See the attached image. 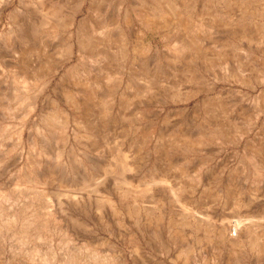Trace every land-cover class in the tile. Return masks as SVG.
<instances>
[{"label": "rangeland", "instance_id": "374dc122", "mask_svg": "<svg viewBox=\"0 0 264 264\" xmlns=\"http://www.w3.org/2000/svg\"><path fill=\"white\" fill-rule=\"evenodd\" d=\"M94 1L0 0L3 207L9 208L13 199L23 203L35 196L30 212L55 215L61 228L54 235L52 229L47 231L52 242L30 239L25 246L59 253L81 247L86 237L82 230H72L69 217L73 216L88 228L93 242L102 236L109 239L111 244L101 251L120 242L129 252L137 237L145 250L169 264H174L171 259L181 248H195L198 243L203 264H264V0H185L186 10L176 0H166L188 22L184 37L197 40L198 53L184 43L186 49L175 51L181 45L174 29L177 19L167 23L159 19V6L153 0ZM118 2H123L119 8ZM79 20L84 21V31L79 42L74 37L67 53L68 35L77 30ZM23 21L28 33L21 38L15 31ZM91 40L96 42L94 48L88 46ZM217 56H222L219 63ZM23 78L21 85L18 81ZM90 93L96 96L92 100L87 99ZM34 100L39 109L30 111ZM38 124L45 131L41 153L33 140ZM217 127L221 134L214 132ZM20 132L23 139L19 140L15 133ZM119 164L125 168L120 180L114 172L104 173L109 166L120 168ZM39 177L48 180L42 189L48 194L46 200L37 194ZM114 180L123 181L120 190H126L123 205L115 210L96 194L106 191L114 197ZM14 182L15 186L20 182L21 189ZM28 182L29 189L24 188ZM150 183L154 196L162 200L149 202L152 206L146 208L142 202L146 198L134 192ZM170 188L180 200L178 205ZM70 193H76L77 204L67 200ZM56 197L62 202L60 210ZM183 207L189 212L182 213ZM221 226L227 228L224 237ZM62 229L74 241L69 243ZM14 230L7 232V244L19 241ZM235 235L240 239L232 245L229 240ZM165 249L168 254H159Z\"/></svg>", "mask_w": 264, "mask_h": 264}, {"label": "bare ground", "instance_id": "6f19581e", "mask_svg": "<svg viewBox=\"0 0 264 264\" xmlns=\"http://www.w3.org/2000/svg\"><path fill=\"white\" fill-rule=\"evenodd\" d=\"M94 1V0H93ZM99 1V0H98ZM154 1V3L155 4H157L158 6H159V12H160V14L158 15V18L159 19H162L163 21H167V20H169L170 18L171 19H174V20H176V23H175V30L179 33V35H180V43H181V45H179L177 48H174L175 49V51H177V52H180V51H182L183 49H186V46L188 47V49L190 50V51H192V52H195V53H198L199 51H200V49L196 46L197 45V40L195 41V38L194 39H186L185 40V37H184V35H187L188 34V31H189V24H188V22L184 19V18H182L181 16H179V14H176V11H175V9L170 5V6H167V1L166 0H153ZM169 1H171V0H169ZM177 1V3L179 4V6H182L183 7V9L182 10H186L185 8H186V4H185V0H176ZM88 2V1H87ZM92 2V1H91ZM95 2V1H94ZM122 3L123 2H118V5H117V8H119L121 5H122ZM83 4V3H82ZM90 4V3H89ZM85 5V4H84ZM68 6V5H67ZM74 6V5H73ZM116 6V5H115ZM178 6V7H179ZM185 6V7H184ZM182 7H180L179 9L181 10V8ZM62 8V7H61ZM91 8V7H90ZM26 12V11H25ZM183 12H185V11H183ZM182 12V13H183ZM23 13V12H22ZM20 14L21 16H23V14ZM165 13H167L168 15L166 16L165 15ZM25 15V14H24ZM151 15V14H150ZM153 15V14H152ZM21 20V19H20ZM152 20V19H151ZM63 21V20H62ZM67 21V20H66ZM80 22H79V26L78 27H76L77 28V30L75 31V32H73L72 31V33H71V30H70V33H69V35H68V39H67V44H68V48H67V53H69V52H71V49L73 48V46H74V42H73V40H74V37L76 38V41L77 42H79L80 40V38H79V36H80V34H82V33H80V31H84V27H83V23H84V21H82V20H79ZM86 21V20H85ZM97 21V20H96ZM102 21V20H101ZM168 22V21H167ZM166 22V23H167ZM170 22V21H169ZM190 22V21H189ZM11 23V22H10ZM76 23V22H75ZM66 24V26H67V23H64V25ZM70 25H73L74 23H73V19H72V21H70V23H69ZM77 24V23H76ZM88 24V23H87ZM96 24H97V22H96ZM41 25V24H40ZM86 25V24H85ZM196 25H198V24H196ZM13 26V25H12ZM11 26V27H12ZM34 26V25H33ZM106 26V25H105ZM105 26H103V27H105ZM172 26V25H171ZM42 27V26H41ZM75 27V26H74ZM174 27V25L172 26V28ZM242 27H244V26H242ZM10 28V27H9ZM13 28V27H12ZM48 28V27H47ZM96 28V27H95ZM249 28V27H248ZM247 27H246V29H248ZM97 29H98V27H97ZM97 29H95V30H97ZM236 29H237V27H236ZM252 30H255V29H253V28H251ZM249 30H250V28L247 30V33L249 32ZM18 33V35L22 38L23 36H25L24 34H27L28 33V29H27V26H26V24L24 23V21L22 22V23H19L18 24V27H17V31H15V33ZM97 33H101V31H100V29H99V31L97 30L96 31ZM250 32H251V30H250ZM5 33V32H4ZM242 33V32H241ZM240 33V34H241ZM239 34V33H238ZM2 35V34H1ZM4 36V35H3ZM11 36H13V35H11ZM11 36H10V38H11ZM14 37V36H13ZM183 37H184V40H182L183 39ZM5 38H6V36H5ZM258 38V37H257ZM13 39H15V38H13ZM84 39V38H83ZM17 40V39H16ZM258 40V39H257ZM99 41V40H98ZM7 43L9 42L8 40L6 41ZM11 42V41H10ZM9 42V43H10ZM23 43H25L24 41H22ZM85 42V41H84ZM83 42V43H84ZM93 42V43H92ZM3 43V42H2ZM16 43V42H15ZM82 43V44H83ZM86 43V42H85ZM183 43L184 44H186V46H184L183 45ZM9 45V44H8ZM7 45V46H8ZM85 45V44H84ZM96 45V42L95 41H93V40H91L90 42H88V46L89 47H91V48H94V46ZM181 46V47H180ZM1 47V46H0ZM5 49L7 48V47H5V46H3ZM184 47V48H183ZM27 48V47H26ZM65 48V49H66ZM98 48H99V46H98ZM101 48V47H100ZM4 49V50H5ZM2 50H3V48H2ZM7 50H8V48H7ZM30 52V51H29ZM90 52H91V50H90ZM188 54H189V52H187ZM22 56V55H21ZM186 56V55H185ZM23 57H25V55H23ZM40 57V56H39ZM38 57V58H39ZM187 57V56H186ZM19 58V57H18ZM37 59V58H36ZM44 59V58H43ZM185 59V58H184ZM221 59H222V56H217L216 57V62H220L221 61ZM9 60V59H8ZM43 63V62H42ZM31 65V64H30ZM34 66V65H33ZM23 67V66H22ZM11 68V67H10ZM33 68V67H32ZM34 72V71H33ZM31 73V72H30ZM143 74V73H142ZM150 75V74H149ZM23 76V75H22ZM91 76V75H90ZM149 77V76H148ZM138 78V77H137ZM96 80V79H95ZM98 81H99V79H98ZM16 82H17V80H16ZM94 82V81H93ZM150 82H152L151 80H150ZM18 83H20L21 85L23 84L24 85V83H25V80H24V78L23 79H21V80H19L18 81ZM95 83V82H94ZM27 84V83H26ZM97 84V83H96ZM99 84V83H98ZM101 84V83H100ZM27 85H29V83L27 84ZM92 85H93V83H92ZM93 86H95V84L93 85ZM32 87V86H31ZM30 88V87H29ZM42 88V87H41ZM87 89V88H86ZM89 89V88H88ZM95 91V90H94ZM23 92V91H22ZM26 93V92H25ZM94 94V93H93ZM19 96V95H18ZM88 98V100H92V99H94L93 98V95L90 93L89 94V96H87ZM25 98V97H24ZM42 99V98H41ZM41 99H39V100H41ZM20 100V99H19ZM18 100V101H19ZM23 100H26V99H23ZM17 101V100H16ZM38 102V101H37ZM35 100H34V102H33V104L30 106V111H34V110H37V109H39V104L37 103ZM89 102V101H88ZM91 103V102H90ZM91 104H93V103H91ZM55 105V104H54ZM53 105V106H54ZM261 106H262V104H261ZM209 107V106H208ZM207 107V108H208ZM84 108V107H83ZM256 109V108H255ZM258 110V109H257ZM29 112V111H28ZM42 112V111H41ZM38 113V112H37ZM50 113H52V112H50ZM92 113V112H91ZM58 114V113H57ZM79 114V113H78ZM32 115V114H31ZM38 115V114H37ZM60 115V114H59ZM102 115V114H101ZM27 116V115H26ZM51 116V115H50ZM54 117V116H53ZM52 117V118H53ZM64 117H65V115H64ZM100 117V116H99ZM98 117V118H99ZM252 117V115L250 116V118ZM36 118H37V116H36ZM61 118H63L62 116H61ZM79 118V117H78ZM88 118V117H87ZM46 119V118H45ZM90 119V118H89ZM57 120V119H56ZM65 120H66V118H65ZM69 120V119H68ZM37 121H38V119H37ZM59 121V120H58ZM89 121V120H88ZM101 121V120H100ZM28 122V121H27ZM59 122H61V120L59 121ZM64 122V121H63ZM98 122V121H97ZM38 123V122H37ZM70 123V122H69ZM91 123H94V121L92 122L91 121ZM104 123V122H103ZM213 123V122H212ZM89 124H90V122H89ZM21 125H22V123H21ZM61 125V124H60ZM71 125V124H70ZM84 125V124H83ZM98 125H100V124H98ZM2 126V125H1ZM106 126V125H105ZM207 127V126H206ZM3 128V127H2ZM88 128V127H87ZM203 128V127H202ZM34 129V128H33ZM52 130V129H51ZM59 129H57V131H58ZM3 131V130H2ZM5 132H6V130H4ZM21 131V130H20ZM36 131H37V134H38V136L35 138V139H33V140H35V144L38 146V148L35 146V148L37 149L36 151L39 153H41V147H42V140H43V133L45 132L44 131V127H43V125H41V124H38L37 126H36ZM62 131V130H61ZM15 132H17V131H15ZM214 132H216V134H221L222 133V130H220V128L219 127H217V129H215V131ZM57 133H59V131L57 132ZM68 133V132H67ZM13 134V133H12ZM16 134V136L18 135V138L17 139H21L22 138V133L20 132V133H15ZM61 134V133H60ZM88 134V133H87ZM146 134V133H145ZM227 134H228V132H227ZM62 135V134H61ZM60 135V136H61ZM64 135V134H63ZM11 136V135H10ZM58 136L59 135H57V136H55V137H57V139H58ZM85 136V135H84ZM83 136V137H84ZM91 136V135H90ZM215 136V135H214ZM228 136V135H227ZM241 136V135H240ZM15 137V136H14ZM81 137V136H80ZM87 138H88V136H86ZM238 137H239V135H238ZM65 138V137H64ZM16 139V138H15ZM23 139V138H22ZM90 139V138H89ZM105 140H106V138H104ZM184 139V138H183ZM192 139V138H191ZM235 139V138H234ZM19 140H16V142L17 141H19ZM60 140H62V139H60ZM64 140V139H63ZM62 140V141H63ZM182 140V139H181ZM185 140V139H184ZM59 141V140H58ZM88 141V140H87ZM117 141H119V139L118 140H116V143H117ZM60 142V141H59ZM74 142V141H73ZM102 142V141H101ZM109 142V141H108ZM176 142V141H175ZM174 142V143H175ZM186 142V141H185ZM17 143H19V142H17ZM47 143V142H46ZM56 143V142H55ZM67 143V142H66ZM79 143H80V141H79ZM107 143V142H106ZM54 144V143H53ZM59 144V143H58ZM69 144V143H68ZM94 144V143H93ZM119 144V143H118ZM18 145V144H17ZM60 145V144H59ZM58 145V146H59ZM55 146V145H54ZM69 146V145H68ZM99 146V145H98ZM170 146V145H169ZM59 147H61V146H59ZM67 147V146H66ZM82 147V146H81ZM256 147V146H255ZM254 147V148H255ZM8 148V147H7ZM15 148V147H14ZM35 148H34V150H35ZM50 148V147H49ZM56 148H57V144H56ZM76 148H78V147H76ZM83 148H85V147H83ZM48 149V148H47ZM66 149V148H65ZM160 149V148H159ZM249 149V148H248ZM32 150V149H31ZM84 150V149H83ZM114 150V149H113ZM6 151V150H5ZM36 151H34L35 153H36ZM76 151V150H75ZM162 151V150H161ZM255 151V150H254ZM22 152V151H21ZM27 152V151H26ZM43 152V151H42ZM54 152V150L52 151V153ZM87 152V151H86ZM89 152V151H88ZM114 152V151H113ZM7 153V152H6ZM82 153V152H81ZM86 155H87V153H85ZM89 154V153H88ZM20 155V154H19ZM48 156V155H47ZM53 156V155H52ZM61 156V155H60ZM76 156V155H75ZM49 157H50V155H49ZM78 157H79V155H78ZM251 157V156H250ZM258 157V156H257ZM9 158H11V157H9ZM45 158V157H44ZM70 158H72V157H70ZM81 158V157H80ZM79 158V159H80ZM83 158V157H82ZM7 159V158H6ZM41 159V158H40ZM76 159H78V158H76ZM116 159V158H115ZM260 159V158H259ZM8 160V159H7ZM13 160V159H12ZM83 160V159H82ZM87 160V159H86ZM37 161H39L38 159H37ZM42 161V160H41ZM115 161V160H114ZM261 161H262V159H261ZM40 162V161H39ZM46 162V161H45ZM55 162V161H54ZM99 162V161H98ZM257 162V161H256ZM7 163V162H6ZM38 163V162H37ZM62 163V162H61ZM72 163V162H71ZM88 163V162H87ZM41 164V163H40ZM48 164H50V162L48 163ZM65 164H67V163H65ZM64 164V167L65 166H67V165H65ZM83 164V163H82ZM264 164V163H263ZM84 165V164H83ZM86 165V164H85ZM40 166V165H39ZM49 166V165H48ZM119 166H120V168L116 165V166H114V167H116V168H111L110 166L109 167H107L106 169H105V174H108L109 172H114L115 174H117L118 176H119V180L121 179L120 178V176L122 175V172L124 171V169H123V165L121 164H119ZM60 167H62V166H60ZM64 167H63V169H64ZM68 167V166H67ZM77 167V166H76ZM80 167V166H79ZM90 167V166H89ZM255 167V166H254ZM37 168V167H36ZM57 168V167H56ZM81 168V167H80ZM127 168V167H126ZM129 168V167H128ZM257 174L259 175V176H261L262 174L260 173V171H261V169L257 166ZM46 169H47V167H46ZM88 169V168H87ZM92 169V168H91ZM80 170V169H79ZM129 170V169H128ZM21 171H22V169H21ZM24 171V170H23ZM53 171V170H52ZM64 171V170H63ZM67 171V170H66ZM83 171V170H82ZM94 171V170H93ZM134 171V170H133ZM18 172V171H17ZM26 172V171H25ZM30 172V171H29ZM39 172V171H38ZM44 172V171H43ZM91 172V171H90ZM22 173V172H21ZM20 173V174H21ZM37 173V172H36ZM51 173H53V172H51ZM55 173V172H54ZM70 173V172H69ZM79 173H82L81 172V170H80V172ZM44 174V173H43ZM42 174V175H43ZM72 174V173H71ZM41 175V174H40ZM46 175V174H45ZM52 175V174H51ZM51 175H49V176H51ZM56 175V174H55ZM72 175H74V172H73V174ZM23 176H25V175H23ZM65 176V175H64ZM77 176V175H76ZM80 176H81V174H80ZM88 176H90V175H88ZM110 176V175H109ZM28 177V176H27ZM33 177V176H32ZM48 177V176H47ZM54 177V176H53ZM75 177V176H74ZM26 178V177H25ZM37 178V177H36ZM36 178H34V180L36 181L37 179ZM40 178V177H39ZM44 178H46V177H44ZM60 178V177H59ZM75 178H78V177H75ZM101 179H102V177H100ZM40 179H42V178H40ZM48 179V178H47ZM69 179V178H68ZM96 179H99L98 177H96ZM95 179V180H96ZM101 179H99V181L101 180ZM23 181H24V179H22ZM25 180H27V179H25ZM51 180V179H50ZM62 180H64L63 178H62ZM76 180V179H75ZM87 180V179H86ZM156 180V179H155ZM157 180H161L160 178H158ZM28 181V180H27ZM29 181H30V179H29ZM46 181H48V180H46V179H42V181H38L39 182V187H40V189H39V193H37V194H39V198H41V200H42V197L43 198H45V200H46V198L48 197V194H47V192H46V188H45V184H46ZM66 181H67V179H66ZM261 181H262V179H261ZM21 182V181H20ZM20 182H16L17 184L18 183H20ZM25 182V181H24ZM23 182V183H24ZM51 182H52V180H51ZM68 182V181H67ZM71 182V181H70ZM105 182V179H103L102 181H101V183H104ZM114 182H116L117 183V186H115L114 187V197H111L110 195H109V193H107L106 191H104V189L106 190L107 188H104L103 186V190L102 191H104V192H101L100 191V193L98 192V193H96L97 194V196L100 198V199H105L106 201H107V203L109 204V206L113 209V210H115L116 209V207H118L117 205L119 204L120 206L121 205H123V198H122V195H124V193L126 192V190H124L123 191V188H121L122 189V191L120 190V186H121V183H119V182H123V181H115L114 180ZM148 182V181H147ZM155 182V184H156V181H154ZM165 182V181H164ZM22 183V182H21ZM22 183V184H23ZM29 183V182H28ZM24 184L23 186H24V188H27L28 187V189H29V187H30V183L29 184ZM49 184H50V182H48ZM112 183V182H111ZM145 183V182H144ZM153 183V182H152ZM10 184V183H9ZM17 184H16V186H17ZM77 184V183H76ZM151 184V183H150ZM160 184V183H159ZM164 184H166V183H164ZM19 186H18V188H20V184H18ZM54 185V184H53ZM52 185V186H53ZM68 185V184H67ZM74 185V184H73ZM116 185V184H115ZM142 185V184H141ZM153 185L154 184H151L150 186H148V185H144L140 190H137V192L135 191L134 192V194L135 195H140V196H143V199L144 198H146L145 200H142V202L144 203V206L146 207V208H148V207H151L152 206V204H150V203H152V202H159V201H161L162 200V197L160 198V197H157V196H154V195H156V192H154L153 191ZM14 186H15V182H14ZM15 186V187H16ZM32 186H34L33 185V183H32ZM37 186V185H36ZM48 186V185H47ZM62 186V185H61ZM191 186V185H190ZM12 187V186H11ZM92 187H94V186H92ZM177 187V186H176ZM17 188V189H18ZM32 188V187H31ZM38 188V187H37ZM43 188H45L44 190H42ZM55 188V187H54ZM85 188V187H84ZM233 188V187H232ZM10 189V188H9ZM14 189V188H13ZM12 189V190H13ZM21 189V188H20ZM27 189V190H28ZM32 189H36V187H34V188H32ZM48 189V188H47ZM53 189V188H52ZM82 189V188H81ZM101 189V188H100ZM99 189V190H100ZM6 191H7V188L5 189ZM23 190V189H22ZM31 190V189H30ZM232 190H234V189H232ZM16 191V190H15ZM24 191V190H23ZM26 191V190H25ZM24 191V192H25ZM49 191V190H48ZM87 191L88 192H90V190H88L87 189ZM97 191V190H96ZM133 191V190H132ZM132 191H130L129 192V194H131L132 193ZM169 191H171L172 192V194H173V196H174V199L175 200H173L174 201V203L175 204H177L178 205V203L180 202V200H178L179 198H177V196L176 195H174V192H175V190L173 191L172 190V188H170L169 189ZM229 191V190H228ZM19 192V191H18ZM17 192V194H20V193H18ZM20 192H21V190H20ZM32 192V191H31ZM112 192V191H111ZM110 192V193H111ZM231 192H233V191H231ZM252 192V191H251ZM256 192V191H255ZM254 192V193H255ZM21 193H23V192H21ZM139 193V194H138ZM176 193V192H175ZM253 193V192H252ZM2 194V195H1ZM0 194V264H169L166 260H164L163 258H162V256H157V255H155L154 253H152V252H150V251H147V250H145L144 249V247H143V245H142V242H141V240L140 239H138L137 237L136 238H134V240L132 241V247H130L131 248V250L128 252L127 250H125L123 247H122V245H121V243L120 242H118L117 244H116V247H114V248H107L108 250H103V251H101V249H102V247H104L105 248V246H109L110 244H111V242L109 241V239L108 238H105V237H103L102 236V238L101 239H99L98 241H94L93 242V240H91V239H89V238H91V237H88V235H87V233H89V230H88V228L86 227V226H84L81 222H80V220H78L77 218H72V217H69V223H70V226L72 227V230H74V231H78V229L79 230H82V232L81 233H83L82 235H84L86 238H83L82 240H83V242L80 244L81 245V247H73V246H71V248H67L66 250H64V251H61L60 253L59 252H57V251H54V250H52V249H48V250H43V248L41 249V247H37L38 245H36V246H34V247H32V248H28V247H26L25 246V244H26V242L28 241V240H30V239H36V240H43L42 242H45V243H49V241L52 239V235H49L48 233H47V231H49V229H52V232H53V235H54V232L55 231H57V230H59V225H58V221H56V218H55V215H51V213H44V214H38V212H40V210L39 211H37L36 213H35V211L34 212H30V211H32L31 209H32V202H33V198L35 197H33V198H28L29 196H27V194L25 195V196H27L26 197V199H29V201H25V202H23V203H20V201L17 199L16 201L14 200H12V202H13V204H11L10 205V207L9 208H6V211H7V209H8V211L7 212H5L4 210H5V208L3 207V201L6 199V197L4 196L3 197V193H1ZM11 194H12V192H11ZM28 194H29V192H28ZM7 195V194H6ZM23 195V196H24ZM31 195V194H30ZM33 195V194H32ZM31 195V196H32ZM34 195H35V193H34ZM61 195V194H60ZM76 195V193H70L69 195H67V200L71 203V204H77V197L75 196ZM161 195V194H160ZM159 195V196H160ZM17 196V195H16ZM20 196V195H19ZM18 196V198L20 199V198H22V197H19ZM248 196V195H247ZM250 196V195H249ZM11 197V196H10ZM231 197H232V195H231ZM7 198H9V197H7ZM38 198V199H39ZM52 198V197H51ZM51 198H49V199H51ZM55 198V197H54ZM253 198H255V197H253ZM259 198V197H258ZM16 199V198H15ZM99 199V200H100ZM44 200V199H43ZM104 200V201H105ZM48 201V203H50V205L49 206H51V205H53V204H51V202L50 201H52V199L51 200H47ZM256 201V200H255ZM42 202V201H41ZM54 202V201H53ZM65 202V201H64ZM136 202V201H135ZM150 202V203H149ZM5 203H6V200H5ZM10 203V202H9ZM35 203V202H34ZM40 203V202H39ZM83 203V202H82ZM47 204V203H46ZM61 204H62V202L59 200V198L58 197H56V204H55V206L59 209L60 207H61ZM133 204V203H132ZM149 204L151 205V206H149ZM188 204V203H187ZM250 204V203H249ZM34 205V204H33ZM68 205V204H67ZM131 205V204H130ZM182 206H185L186 208H188L186 205H183V204H181ZM181 205H179L180 207H181ZM232 205V204H231ZM8 206H9V204H8ZM48 206V205H47ZM46 206V207H47ZM37 207L38 206H36V209L35 210H37ZM41 207V206H40ZM42 207H44V206H42ZM65 207V206H64ZM70 207V206H69ZM68 207V208H69ZM169 207V206H168ZM173 207H174V205H173ZM178 207V206H177ZM192 207V206H191ZM235 207V206H234ZM35 208V207H34ZM52 208H53V206H52ZM93 208V207H92ZM120 208V207H119ZM135 208V207H134ZM176 208V207H175ZM186 208H184L183 207V209L184 210H182V213H184V212H189ZM233 208V207H232ZM263 208V207H262ZM261 208V209H262ZM44 209V211L46 210L45 208H43ZM43 209H41L42 211H43ZM48 209V208H47ZM50 209V208H49ZM54 209V208H53ZM151 209V208H150ZM153 209V208H152ZM152 209H151V211H152ZM180 209V208H179ZM182 209V208H181ZM60 210V209H59ZM69 210V209H68ZM78 210V209H77ZM97 210V209H96ZM110 210V209H109ZM120 210V209H119ZM129 210V209H128ZM248 210V209H247ZM43 211V212H44ZM52 211V210H51ZM72 211V210H71ZM98 211V210H97ZM150 211V212H151ZM191 211V210H190ZM194 211V210H193ZM106 212V211H105ZM178 212H180V211H178ZM77 213V212H76ZM95 213V212H94ZM122 213H124V212H122ZM149 213V212H148ZM181 213V212H180ZM179 213V214H180ZM195 213V212H194ZM197 213V212H196ZM56 214V213H55ZM155 214V213H154ZM60 215V214H59ZM58 215V216H59ZM108 215V214H107ZM175 215V214H174ZM181 215H184V214H181ZM185 215H186V213H185ZM201 215H202V212H201ZM247 215H248V213H247ZM79 216V215H78ZM97 216V215H96ZM179 216V215H178ZM196 216V215H195ZM200 216V215H199ZM127 217V216H126ZM140 217H141V215H140ZM159 217V216H158ZM181 217V216H180ZM179 217V218H180ZM201 217V216H200ZM247 217V216H246ZM248 217H249V215H248ZM79 218V217H78ZM92 218V217H91ZM96 218V217H95ZM121 218V217H120ZM193 218V217H192ZM199 218V217H198ZM67 218H65L64 220H66ZM98 219H99V217H98ZM177 219V218H176ZM195 219V218H194ZM252 219V221H253V218H251ZM250 219V220H251ZM63 220V221H64ZM117 220V219H116ZM121 220V219H120ZM119 220V221H120ZM136 220V219H135ZM181 220L183 221V219L181 218ZM110 221V220H109ZM142 221V220H141ZM140 221V222H141ZM171 221H173V218L171 219ZM196 221H198V220H196ZM184 222V221H183ZM182 222V223H183ZM195 222V221H194ZM199 222V221H198ZM197 222V223H198ZM251 222V221H250ZM249 222V223H250ZM118 224H121V226H122V223L121 222H117ZM172 223H175V221H173ZM181 223V224H182ZM125 224H127V223H125ZM184 224V223H183ZM186 224V223H185ZM211 224H213V223H211ZM251 224H252V222H251ZM191 225V224H190ZM214 225V224H213ZM250 225V224H249ZM65 226V225H64ZM88 226V225H87ZM113 227V226H112ZM250 227H253L252 225H250ZM254 228V227H253ZM252 228V229H253ZM11 229H15L14 231H16L17 230V233L19 234H16L18 237H15V235H13L15 238H17V239H19V241L17 242V243H13L12 242V240H10L9 241V244H7V232L9 231V230H11ZM140 229V228H139ZM175 229V228H174ZM206 229H207V227H206ZM216 229H218V228H216ZM226 227H224V226H221L220 227V230H219V232H220V235L222 236V237H224L223 236V234L226 232ZM231 229V228H230ZM63 230V229H62ZM14 231H13V233H14ZM59 231H61V228H60V230ZM178 231H180V229L178 230ZM217 231V230H216ZM50 232V231H49ZM51 232V233H52ZM186 232V231H185ZM218 232V231H217ZM259 232V231H258ZM10 233V232H9ZM57 233V232H56ZM63 233H64V235H65V237L67 236V239H68V241H69V243L70 242H72V240L73 239H75V238H73V236L70 234V232L68 231V230H66V229H64L63 230ZM78 233H80V232H78ZM77 233V234H78ZM80 233V234H81ZM219 234V233H218ZM133 235V234H132ZM183 235V234H182ZM182 235H179V236H182ZM219 235V236H220ZM238 235V234H237ZM242 235V234H241ZM63 236V235H62ZM250 236V238H251V235H249ZM257 236V235H256ZM260 236V235H259ZM9 237V236H8ZM197 237V236H196ZM234 238L236 237V235L235 236H233ZM11 238V237H10ZM80 238H81V236H80ZM207 238V237H206ZM211 238V237H210ZM226 238V237H225ZM232 238L231 240H229V242L231 241V243H232V245L233 244H235V243H237V242H239V239H240V237L238 236V238ZM257 238V237H256ZM16 239V240H17ZM59 239V238H58ZM189 239V238H188ZM199 238H197V240H198ZM238 239V240H237ZM243 239V238H242ZM241 239V240H242ZM62 240V239H61ZM240 240V241H241ZM252 241H253V238L251 239ZM256 240V239H255ZM35 241V240H34ZM74 241V240H73ZM90 241V242H89ZM131 241V240H130ZM250 241V240H249ZM16 242V241H15ZM51 242H52V240H51ZM50 242V243H51ZM56 242V241H55ZM65 245L68 243L66 240H65ZM242 242V241H241ZM259 242V241H258ZM261 242V241H260ZM78 243H79V241H78ZM254 243H256V242H254ZM253 242H252V244H254ZM58 244V243H57ZM75 244V243H74ZM189 244V243H188ZM188 244H186V246L188 245ZM239 244V243H238ZM40 245V244H39ZM32 246V245H31ZM42 246V245H41ZM153 246H154V244H153ZM252 246V245H251ZM43 247V246H42ZM47 247V246H46ZM50 247V246H49ZM62 247V246H61ZM157 247V246H156ZM257 247V246H256ZM251 249L253 248V247H250ZM46 249V248H45ZM231 249H233V248H231ZM61 250V249H60ZM158 250V249H157ZM160 250V249H159ZM257 250V249H256ZM255 250V251H256ZM258 250H260V249H258ZM251 251V250H250ZM168 250H164V251H160V253L159 254H163V256L165 255V254H168ZM177 255L175 256V259L174 260H172L171 259V261L174 263V264H203V253H202V248H201V246L199 245V243L197 244V247H195V248H193V247H185V248H181L180 249V251H178V253H176ZM264 256V255H263ZM171 257V256H170ZM169 258V257H168ZM256 260H257V258H256Z\"/></svg>", "mask_w": 264, "mask_h": 264}]
</instances>
